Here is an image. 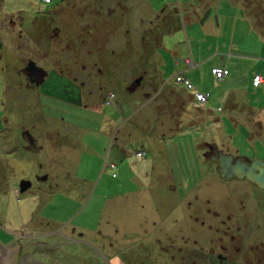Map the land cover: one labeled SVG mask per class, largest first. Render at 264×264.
<instances>
[{"label": "rangeland", "instance_id": "1", "mask_svg": "<svg viewBox=\"0 0 264 264\" xmlns=\"http://www.w3.org/2000/svg\"><path fill=\"white\" fill-rule=\"evenodd\" d=\"M6 1L7 13L25 12V25L38 19L45 49L36 52L33 33L26 50L0 61V264H220L223 252L242 264L259 256L264 190L222 177L215 159L264 161V96L259 123L228 100L251 75L264 76V0ZM30 61L61 85L45 83L55 96L19 71ZM214 66L233 74L219 81ZM183 70L192 90L175 82ZM197 91L210 94L206 102ZM228 216L248 227L229 241Z\"/></svg>", "mask_w": 264, "mask_h": 264}, {"label": "flooded vegetation", "instance_id": "2", "mask_svg": "<svg viewBox=\"0 0 264 264\" xmlns=\"http://www.w3.org/2000/svg\"><path fill=\"white\" fill-rule=\"evenodd\" d=\"M10 3V2H9ZM7 6V1L6 0H0V61H4L5 63V57L8 51H12V49L19 51V50H26V46H28V42L30 40V37L34 34H37L33 37H35V42H36V52H44L45 46L43 44V33H41V24L39 23L38 19L36 18L34 21L33 19L29 22H32L31 24L29 23L28 25H25V22L28 21V18L26 17L25 12L21 11H10L7 13L5 10ZM25 15V16H24ZM40 24V25H39ZM25 25V27H24ZM27 26V27H26ZM44 30V29H42ZM31 35V36H30ZM32 50V48H31ZM2 70V69H1ZM0 72L2 73L3 70ZM19 71L24 74L27 78V82L34 84L37 86V84L30 82V78L28 75L31 76V78L36 81H43L44 77L47 76V78L50 76L48 74L49 72H46V69L44 67H41L38 65L37 61H30L26 62L23 64L20 68ZM41 83V82H40ZM38 89H40V86H37ZM60 89V88H59ZM41 92H44L43 90ZM43 94V93H42ZM237 157V156H236ZM238 158L242 157H237L234 158V161ZM244 159V158H243ZM216 162L217 165H219L218 161V156L216 157ZM245 160V159H244ZM248 181V180H247ZM251 183V182H250ZM253 184V183H252ZM255 187L259 188L256 184H253ZM264 190V189H261ZM236 217V216H234ZM232 217L228 216V221L229 223L225 225L224 233L226 234V237L228 238V241L230 239L234 240L235 235L233 232H244L248 227L245 225H240L236 223H233L231 220ZM239 221V220H238ZM226 223V222H224ZM246 227V228H245ZM232 229V231H231ZM232 242V241H231ZM245 249L246 251L244 253H248L247 251L252 248V243H249ZM1 251L4 250L2 246L0 245ZM234 250H240V248L234 246ZM261 249L262 251L259 253V256H255V258L252 257V260L249 258L241 259L243 260L242 264H264V243L261 244ZM224 255H220L219 258L223 259V262L220 264H233L234 263V255L232 254H226V252H223ZM250 257L252 256V252H249ZM2 255L0 254V261L2 259ZM220 259V260H221ZM239 259V257H238Z\"/></svg>", "mask_w": 264, "mask_h": 264}, {"label": "crops", "instance_id": "3", "mask_svg": "<svg viewBox=\"0 0 264 264\" xmlns=\"http://www.w3.org/2000/svg\"><path fill=\"white\" fill-rule=\"evenodd\" d=\"M227 1V0H226ZM243 18L244 19H246V20H248V21H250V19H249V16H248V14L246 13V12H244V14H243ZM170 41V38H164L163 39V44L161 45V49H163V46L165 47L166 45H168V42ZM166 43V44H165ZM167 47V46H166ZM159 48V47H158ZM156 49L155 51L156 52H154V56H153V60H152V63L154 62V67H155V71L153 70L152 72H154V77H155V75H156V77H157V74H160V72H159V70L157 71V68H156V65L157 66H160V64H158V57L160 56V50L161 49ZM201 49H199L198 48V50H197V52L196 53H198L199 54V56H198V59H202V55H201ZM191 52V55L193 54L192 53V50L190 51ZM193 55L190 57V58H185V62L187 63V64H189L190 63V65H191V67H193L194 66V62H193ZM223 70L225 73H224V75H223V77L221 78V79H218L216 76H215V71L216 70ZM211 73L215 76V78L217 79V80H219V81H225L226 79H228V77H230L231 76V74H233V71L232 70H230V68H229V66H225V67H220V66H214V67H212V69H211ZM179 75H182V76H184V77H186L187 79H189V80H191V78L187 75V72L185 71V70H183ZM257 76H261V75H258V74H255V75H251V78L252 79H250L251 80V86L249 85L248 87H246L245 89L244 88H239V89H237L236 90V92L238 93L239 92V94H238V98L237 97H232V95L230 94L229 95V98H228V100L230 101V102H234V101H237V105L238 106H243V109L245 108V110H247V109H249L250 110V113H253V114H251V116L252 115H254L253 117H254V120H255V122H258V120L259 121H261L260 119H261V115L263 114V113H260V114H258L259 113V110L257 109V107L256 106H258V104L260 103V104H262V98H263V96H264V84H261L260 86H258V87H255L254 85H253V81H254V79L257 77ZM233 77H234V75L231 77V79L233 80ZM249 77H250V75H249ZM262 77H264V76H262ZM50 78V76L48 77V79ZM48 79H46L45 80V77H44V80L43 81H41V83H39V84H37V86H40V91H42V90H44L43 88L44 87H48L49 89H56V88H59L61 85L60 84H58V82H49L48 83ZM230 79V78H229ZM228 79V80H229ZM160 80V79H159ZM158 80V78H157V83H159L160 81ZM47 82V85L45 86V83ZM229 82V81H228ZM252 89H254V90H252ZM242 91H246L247 92V96H244L243 95V93L244 92H242ZM198 93H204V92H202V91H197ZM43 94H46L47 96H50V97H53V96H55L52 92H47V91H44V92H42ZM204 94H208V93H204ZM250 94V95H249ZM259 95V97H257ZM56 99H59V94H56ZM209 96H210V94H208V98H209ZM251 96V97H250ZM254 97H256L255 99H253ZM246 104V106L244 107V105ZM263 110V108H260V111H262ZM259 116H258V115ZM246 115H247V113H246ZM249 115V114H248ZM258 116V118H256L255 116ZM252 118V117H251ZM259 123V122H258ZM256 124V123H255ZM263 124V127H264V123H262ZM252 125L250 124V127H251ZM261 129V128H260ZM262 130V129H261ZM17 135H19L18 134V132H17V130L16 131H8V132H6V134H5V136L6 137H8L9 139L7 140V141H5V142H10V143H14V140H13V138H15ZM40 136H43L42 134H39ZM32 137V136H31ZM167 140V139H166ZM37 141H38V144H40V145H43L42 146V149L41 150H43L44 148H45V139L44 140H42V141H40V139H37ZM32 142H33V139H32ZM11 147V146H10ZM6 152H11V149H9V148H7V150H6ZM43 152V151H42ZM170 160H171V158H170ZM244 160V159H243ZM245 161V160H244ZM246 162V161H245ZM247 164H250V163H248V162H246ZM111 165H113L114 166V168H115V165L113 164V163H111ZM111 169H113V168H111ZM115 170V169H114ZM113 175H115V174H113ZM41 182H46L47 180L46 179H44L43 177H41ZM43 184V183H42ZM31 182H24L23 184H22V190H21V192L19 191V190H16L15 189V191H16V194L17 195H22V194H26V192H28V189L31 187ZM130 192L131 193H138L139 191L138 190H134V191H131L130 190ZM134 204V203H133Z\"/></svg>", "mask_w": 264, "mask_h": 264}, {"label": "water", "instance_id": "4", "mask_svg": "<svg viewBox=\"0 0 264 264\" xmlns=\"http://www.w3.org/2000/svg\"><path fill=\"white\" fill-rule=\"evenodd\" d=\"M28 77L32 83L39 84L41 82V80H33L30 75ZM218 161V170L222 177L227 179L234 177L237 179H247L259 188L264 189V161L253 160L250 164H247L243 158H238L234 161L233 156L222 154H219Z\"/></svg>", "mask_w": 264, "mask_h": 264}, {"label": "built area", "instance_id": "5", "mask_svg": "<svg viewBox=\"0 0 264 264\" xmlns=\"http://www.w3.org/2000/svg\"><path fill=\"white\" fill-rule=\"evenodd\" d=\"M47 1V0H46ZM224 71L223 70H216L215 71V74H216V77L221 79L224 75ZM264 82V78L262 76H257L255 79H254V83L257 84L259 82ZM175 82L178 83V84H181L182 86H184L185 88L189 89V90H192L193 89V85L192 83L190 82L189 79H187L186 77L182 76V75H179L177 74L175 76ZM197 99L200 101V102H206L207 100V95L205 94H202V93H197ZM137 156L140 157L142 156V154L140 152L137 153ZM112 168H114V166L112 165Z\"/></svg>", "mask_w": 264, "mask_h": 264}, {"label": "trees", "instance_id": "6", "mask_svg": "<svg viewBox=\"0 0 264 264\" xmlns=\"http://www.w3.org/2000/svg\"><path fill=\"white\" fill-rule=\"evenodd\" d=\"M197 93H198V92H197ZM202 94H204V93H202ZM195 95H196V94H195ZM195 95H194V98H193L194 101H196V99H195Z\"/></svg>", "mask_w": 264, "mask_h": 264}]
</instances>
